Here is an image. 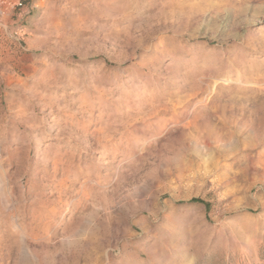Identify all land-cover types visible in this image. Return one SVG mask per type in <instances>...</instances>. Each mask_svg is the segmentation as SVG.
<instances>
[{"label": "rangeland", "instance_id": "rangeland-1", "mask_svg": "<svg viewBox=\"0 0 264 264\" xmlns=\"http://www.w3.org/2000/svg\"><path fill=\"white\" fill-rule=\"evenodd\" d=\"M7 1L0 264H264V0Z\"/></svg>", "mask_w": 264, "mask_h": 264}, {"label": "built area", "instance_id": "built-area-1", "mask_svg": "<svg viewBox=\"0 0 264 264\" xmlns=\"http://www.w3.org/2000/svg\"><path fill=\"white\" fill-rule=\"evenodd\" d=\"M12 1H7L6 3H8V5H12V7L18 8V9H23L25 7V0H12Z\"/></svg>", "mask_w": 264, "mask_h": 264}, {"label": "trees", "instance_id": "trees-1", "mask_svg": "<svg viewBox=\"0 0 264 264\" xmlns=\"http://www.w3.org/2000/svg\"><path fill=\"white\" fill-rule=\"evenodd\" d=\"M190 203H193V204H201V205H204L207 212L210 210L211 208V204L202 200V199H199V198H194L190 201Z\"/></svg>", "mask_w": 264, "mask_h": 264}, {"label": "bare ground", "instance_id": "bare-ground-1", "mask_svg": "<svg viewBox=\"0 0 264 264\" xmlns=\"http://www.w3.org/2000/svg\"><path fill=\"white\" fill-rule=\"evenodd\" d=\"M225 82V81H224Z\"/></svg>", "mask_w": 264, "mask_h": 264}]
</instances>
